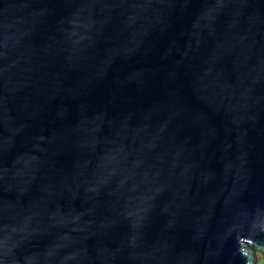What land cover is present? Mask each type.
<instances>
[{"label":"water","instance_id":"water-1","mask_svg":"<svg viewBox=\"0 0 264 264\" xmlns=\"http://www.w3.org/2000/svg\"><path fill=\"white\" fill-rule=\"evenodd\" d=\"M264 256V0H0V264Z\"/></svg>","mask_w":264,"mask_h":264},{"label":"rangeland","instance_id":"rangeland-1","mask_svg":"<svg viewBox=\"0 0 264 264\" xmlns=\"http://www.w3.org/2000/svg\"><path fill=\"white\" fill-rule=\"evenodd\" d=\"M258 259L255 264H264V256L260 252H256Z\"/></svg>","mask_w":264,"mask_h":264}]
</instances>
